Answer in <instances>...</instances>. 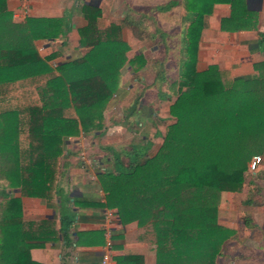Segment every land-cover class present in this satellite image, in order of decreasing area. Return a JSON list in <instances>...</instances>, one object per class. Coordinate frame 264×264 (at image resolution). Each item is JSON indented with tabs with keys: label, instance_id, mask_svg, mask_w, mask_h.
Masks as SVG:
<instances>
[{
	"label": "trees",
	"instance_id": "obj_1",
	"mask_svg": "<svg viewBox=\"0 0 264 264\" xmlns=\"http://www.w3.org/2000/svg\"><path fill=\"white\" fill-rule=\"evenodd\" d=\"M249 1L171 0L155 6L168 12L183 4L189 19L177 79L169 82L168 90L157 87L160 80L171 79L162 70L150 85L157 87L158 99L174 98L169 111L176 120L168 125L156 153L151 152L149 139L130 149L108 146L115 171L100 172L99 181L108 208H115L124 222L137 219L145 226L156 246L157 264H217L236 232L218 220L221 193L240 191L249 161L264 153V61L255 64L259 77L228 79L218 64L205 67L199 60L202 34L217 5L230 9V15L221 19L223 31L258 26L259 13ZM82 8L87 24L78 32L84 54L54 64L63 49L44 56L36 41L66 40L68 15L28 16L17 22L7 0H0L2 264H44L32 259L31 250L60 231L67 237L72 221H66L69 214H62L63 204L64 224L56 230L53 220L25 221L21 196L51 202L55 193H62L57 183L67 139L102 134L123 68L129 65L140 73L148 64L141 51L129 56L131 45L124 30L138 28L141 21L135 14L100 27L101 8L94 4ZM257 48L264 53V32H258ZM142 97L132 104L131 116L140 111ZM130 115L119 120L127 130H148ZM16 189L20 197L14 196Z\"/></svg>",
	"mask_w": 264,
	"mask_h": 264
},
{
	"label": "crops",
	"instance_id": "obj_2",
	"mask_svg": "<svg viewBox=\"0 0 264 264\" xmlns=\"http://www.w3.org/2000/svg\"><path fill=\"white\" fill-rule=\"evenodd\" d=\"M250 2H252L251 4L256 3L255 0ZM7 4L8 9L13 13V20L17 22L24 21L28 16L61 17L68 15L67 18L70 20L71 27L66 40L58 39L55 42H49L41 39L36 41L38 51L44 56L54 49H63L64 54L57 60H53L54 64L56 61L74 59L84 54V48L79 47L80 35L78 32L80 27L87 24L82 8L84 4H94L101 8L102 15L98 19L100 27H105L112 22L119 23L129 14L134 15L130 7H126L125 13H120L119 7L118 9L115 8L108 0H7ZM253 9H259L257 11L260 14V20L261 18L263 20L264 5ZM213 15L210 16L208 26L202 34L199 49L200 64L205 67L210 63L218 64L228 79L259 77L260 72L255 69V64H261L264 61V53L257 48L258 33L252 32L253 30L223 31L221 19L230 15V9L227 5H217ZM259 23L261 24V22ZM124 32L131 45L129 56L131 57L141 51L148 60L145 69L139 74L143 71L148 73L150 70L149 49L147 47L140 49L145 43L139 42L132 35V29L127 28ZM164 43L161 42V46L165 47ZM126 67L128 68L127 74L134 73L136 75L129 65ZM140 78H143V75ZM134 80L138 81V78L135 76ZM124 82H121L120 90L115 96L117 98L112 99L108 104L109 106L125 93L122 89ZM136 84L141 85L147 94L152 88H157L150 85L146 87L139 81ZM157 99L148 100L147 103L141 104L140 110H145V107H149L150 111L153 108L157 109L159 103ZM158 100L164 101V99ZM149 116H146L147 123L144 124L148 126V130L151 122ZM143 118L144 116L140 115L138 119L142 120ZM117 121H112L116 122L113 126L125 127ZM142 121L141 124H143ZM155 133H157V129ZM87 137V135L81 134L67 139L64 156L60 160L57 183L62 193H55L51 202L43 198L21 196L19 189L14 190V196H21L25 221L53 220L56 230L63 227L64 221L62 222L61 219L63 213L69 214V219L66 221H72L66 238L60 231L58 235H54V239L47 241L44 246L33 248L31 250L32 259L44 264H100L101 257L110 242L114 264H157L156 246L145 226H140L137 219L124 222L115 208H108L105 204L106 192L99 181V174L109 168L115 171L114 165H110V162L114 164L112 156H99L94 166L85 167L82 166L81 162L78 163L79 151H74V149L80 148L81 150L84 148ZM151 139L157 141L155 137ZM113 146L116 147V145ZM104 147L106 146L99 148L105 150ZM156 151L157 144H154L153 153ZM68 152L71 154L68 155ZM75 152L76 155H74ZM97 167H100V170ZM62 200L64 201L62 202ZM1 202L2 199L0 204ZM62 204L66 212H62ZM110 211L113 212L112 217L108 216ZM0 264L2 263L0 262Z\"/></svg>",
	"mask_w": 264,
	"mask_h": 264
},
{
	"label": "rangeland",
	"instance_id": "obj_3",
	"mask_svg": "<svg viewBox=\"0 0 264 264\" xmlns=\"http://www.w3.org/2000/svg\"><path fill=\"white\" fill-rule=\"evenodd\" d=\"M108 1L115 8L118 9L119 7L120 13H125L126 7L136 10V13H134L135 20H140L142 23L139 21L138 28L132 29V35L139 42L145 43L140 49L146 47L149 49L150 70L148 73H136V75L130 73V77V74H127L128 68H123L122 81L125 82L122 89L125 93L110 106L108 105L105 131L102 134H88V137L85 138V147L81 150L80 148L74 149V151H79L77 155L79 156L78 163L81 162L82 166L85 167L94 166L99 156L110 155L113 158L112 153L108 150V146L111 145H116L118 150L130 149L132 145L142 143V139H149L153 143L151 152H154V144H157V151L159 150L163 137L167 133L168 125L176 120L170 115L169 111L174 98L160 101L157 99L156 88H152L150 94H147L146 90L144 91L141 85H137L136 82L139 81L148 87L151 85L152 79H156L158 72L164 70L163 72L171 79L160 80L157 87L168 90L170 88L169 82L171 84V80L177 79L180 60L185 57L183 48L184 42H187L186 30L189 19L183 4H178L167 12L157 10L155 6L168 3L171 0ZM255 2V4L250 2V7L260 8L264 5V0H255ZM259 22L261 24L259 23L257 27L252 29V32L264 31V19L261 18ZM162 31L164 32L163 35ZM161 42H165V47L161 46ZM133 75L138 78V81L134 80ZM141 75H143V78H140ZM140 97L143 100L142 105L147 103L148 100L157 99V102H159L158 108H153L150 111L149 107H145V110H140L131 116V106ZM152 112L153 116L150 119L152 121L156 118L157 125L150 122L149 130L134 128L133 131H129L126 127L120 125L113 126L116 122L112 121L118 120L117 122L120 123L119 120L122 121L128 114L131 116V120L138 119L140 115L144 116L143 121H139L146 124V116L152 115ZM157 127L160 130L159 135L155 133ZM152 137L157 138V141L151 139ZM101 146H106L104 147L105 150L99 148ZM76 154L75 152L74 155ZM257 154L262 156V163L254 172L249 170L246 172V180L242 189L238 192L221 193L218 220L221 224L234 229L236 232L225 243L223 255L218 257L217 264H264V153ZM110 163L111 166L114 165L113 162ZM97 169L100 170V167H97ZM4 186L5 183L0 180V191Z\"/></svg>",
	"mask_w": 264,
	"mask_h": 264
},
{
	"label": "built area",
	"instance_id": "obj_4",
	"mask_svg": "<svg viewBox=\"0 0 264 264\" xmlns=\"http://www.w3.org/2000/svg\"><path fill=\"white\" fill-rule=\"evenodd\" d=\"M262 163V156L259 154L254 155L251 160L249 161V170L251 172L255 171L257 168H259L260 164ZM108 216L112 217L113 212H108ZM100 264H114L113 258H112V251H111V244L109 242L108 248L103 253L101 257Z\"/></svg>",
	"mask_w": 264,
	"mask_h": 264
}]
</instances>
